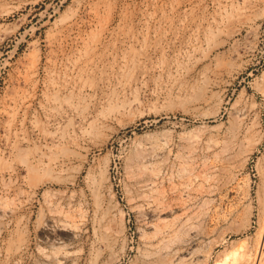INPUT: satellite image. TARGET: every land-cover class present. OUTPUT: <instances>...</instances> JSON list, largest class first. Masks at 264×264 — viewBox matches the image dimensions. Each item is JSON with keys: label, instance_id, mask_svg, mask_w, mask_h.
<instances>
[{"label": "rangeland", "instance_id": "obj_1", "mask_svg": "<svg viewBox=\"0 0 264 264\" xmlns=\"http://www.w3.org/2000/svg\"><path fill=\"white\" fill-rule=\"evenodd\" d=\"M158 261L264 264V0H0V264Z\"/></svg>", "mask_w": 264, "mask_h": 264}, {"label": "bare ground", "instance_id": "obj_2", "mask_svg": "<svg viewBox=\"0 0 264 264\" xmlns=\"http://www.w3.org/2000/svg\"><path fill=\"white\" fill-rule=\"evenodd\" d=\"M223 6H224V5H223ZM215 154H216V153H215ZM54 158H55V157H54ZM56 159H57V158H56ZM160 194H161V192H160ZM160 194H159V195H160ZM160 196H161V195H160ZM146 197H147V196H146ZM161 197H162V196H161ZM189 198H190V197H189ZM159 199H160V198H159ZM182 203H183V202H182ZM161 204H162V203H161ZM164 204H165V203H164ZM165 205H166V204H165ZM168 206H169V205H168ZM158 207H159V206H158ZM163 209H164V208H163ZM164 211H165V210H164ZM161 212H162V211H161ZM158 217H159V216H158ZM121 218H122V217H121ZM164 219H165V218H164ZM194 219H195V218H194ZM120 220H121V219H120ZM160 221H161V220H160ZM170 221H171V220H170ZM171 222H172V221H171ZM164 223H165V222H164ZM164 223H163V225H165ZM112 225H113V224H112ZM164 227H165V226H164ZM111 228H112V227H111ZM157 228H158V227H157ZM106 231H108V230H106ZM156 231H157V229H156ZM118 232H119V231H118ZM122 233H123V232H122ZM154 233L158 234L157 232H154ZM161 233H162V232H161ZM118 235H119V234H118ZM142 236H143V235H142ZM153 236H154V235H153ZM153 236H152V237H153ZM164 243H165V242H164ZM166 244H167V243H166ZM212 249H213V248H212ZM212 249L209 248V251H206V256H207V257H210V254H211L210 252H211ZM189 255H191V253H190ZM259 255H260V254H259ZM174 258H175V257H174ZM241 258H242V257H241ZM239 259H240V258H239ZM183 260H184V258H183ZM240 260H241V259H240ZM255 260H256V258H255ZM255 260H254V261H255ZM181 261H182V260H181ZM186 261H187V260H186ZM158 262H159V261H158ZM182 262H184V261H182ZM162 263H163V262H161V264H162ZM236 263H237V261L235 262V264H236ZM159 264H160V262H159ZM169 264H171V263H169ZM180 264H181V263H180ZM232 264H234V262H233Z\"/></svg>", "mask_w": 264, "mask_h": 264}]
</instances>
